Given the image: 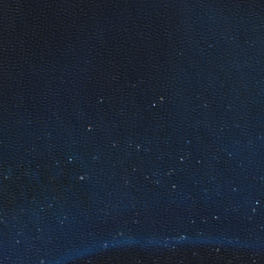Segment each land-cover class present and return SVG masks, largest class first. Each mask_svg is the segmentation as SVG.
Masks as SVG:
<instances>
[{
  "label": "water",
  "instance_id": "1",
  "mask_svg": "<svg viewBox=\"0 0 264 264\" xmlns=\"http://www.w3.org/2000/svg\"><path fill=\"white\" fill-rule=\"evenodd\" d=\"M0 264H264V0H0Z\"/></svg>",
  "mask_w": 264,
  "mask_h": 264
}]
</instances>
